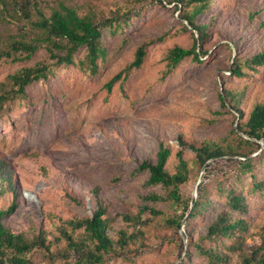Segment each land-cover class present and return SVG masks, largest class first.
I'll list each match as a JSON object with an SVG mask.
<instances>
[{
    "label": "rangeland",
    "instance_id": "1",
    "mask_svg": "<svg viewBox=\"0 0 264 264\" xmlns=\"http://www.w3.org/2000/svg\"><path fill=\"white\" fill-rule=\"evenodd\" d=\"M65 1L98 22L118 19L121 26L104 41L108 56L97 75L77 65L57 66L45 48L30 61L0 67V84L38 62L54 70L48 80L31 85L27 95L11 100L0 111V209L8 208L14 197L19 202L5 223L29 239L45 231L52 243L51 253L35 249L28 254L34 264H76V255L60 231L68 230L76 240L86 238L84 229L73 231L69 222L92 216L97 197L108 206L111 237L116 239L120 228L130 234L135 221L128 222L124 216H137L141 198L161 192L160 187L148 184V171H139L143 161L156 160L161 139L175 149L181 148L183 137L189 144H218L235 154L252 151L253 173L264 179V139L256 141L241 132L238 114L220 100L224 87L234 89L245 114L264 101V65L242 78L230 72L237 57L250 60L264 50V0H216L198 17V24L209 26L205 40L198 43V51L205 52L202 63L188 59L171 72L166 61L170 50L190 48L199 38L182 18L181 6L151 0ZM39 3L50 13L55 0ZM22 25L0 7V50L6 49ZM144 44H148L144 65L125 72ZM85 53L83 49L77 56ZM120 72H124L122 79L108 89L107 84ZM241 121L245 123L246 118ZM240 137L257 144L241 148ZM185 156L189 175L181 196L188 201L197 199L199 182L198 187L204 184L211 190L219 182L229 183L230 168L244 160L229 155L209 161L210 170H204L190 148ZM175 167L173 159L168 169L173 172ZM244 180L250 188L251 178ZM252 198L255 201L246 217L252 225L241 248L230 253V264L264 253V196ZM155 206L159 215L144 213L138 239L120 255H110L108 264H179L186 259L189 240L184 226L178 229L170 223L182 207L169 200ZM217 208L206 214L211 216ZM204 217L190 221L196 238L205 226Z\"/></svg>",
    "mask_w": 264,
    "mask_h": 264
},
{
    "label": "trees",
    "instance_id": "2",
    "mask_svg": "<svg viewBox=\"0 0 264 264\" xmlns=\"http://www.w3.org/2000/svg\"><path fill=\"white\" fill-rule=\"evenodd\" d=\"M151 1L160 4L176 3L181 6L182 18L199 35L192 47L175 46L170 50L166 57L169 72L188 59L194 63H202L205 52L198 51L200 49L198 43H203L205 40L209 26L198 24V17L211 9L216 0ZM0 7L6 16L23 24L20 32L12 37L6 49L0 50V67L8 62L20 64L30 61L41 48H45L49 59L55 61L57 66L77 65L90 75H97L101 62H104L108 56V48L104 41L109 33L116 35L121 26L118 19L98 22L89 14H81L65 0H55L50 13L45 12L39 0H0ZM261 24L264 25V21ZM147 45L144 44L137 49L134 62L127 67L125 72L144 65ZM83 49L86 51L85 56L78 57L77 55ZM261 65H264V50L253 55L250 60L237 57L232 63L230 72L234 78H242L247 73L258 72V67ZM53 74V66L45 62L25 66L20 71L10 74L7 82L0 84V111L11 100L27 95V89L31 85L41 80H48ZM123 75L124 72L117 74L107 84L108 89H112ZM222 94L220 95L222 105L227 107L228 103L240 118L237 128L247 134L250 139L256 141L264 139V101L255 103L245 114L240 106L239 92L224 87ZM245 118V123H242L241 120ZM240 140L241 148L245 145L252 147L253 143H256L241 137ZM179 144L181 148L175 149L169 141L161 139L156 160H145L140 164L139 171L149 173L148 184L160 187L161 192L143 196L137 216H124L128 222L135 221L130 234L120 228L117 231L118 237L116 239L111 237L109 209L98 197V202L93 204L92 216L81 221L69 222L73 231L84 229L86 238L76 240L68 230L61 228V238L65 239L68 248L74 251L76 264H108L110 255L113 253L120 255L129 248L131 242L138 239L141 233L139 229L142 225V215L147 212L152 217L159 215L155 205L168 200L182 207V213L170 220V223L178 229L183 226V220L188 214L184 232L189 240V252L186 254V259L179 264H186L187 261L194 263L199 260L203 264H230V253L241 248L245 233L252 225L246 218L255 201L252 197L258 194L261 198L264 196V179L259 180L253 173L256 164L250 158L252 151L235 154L232 148L226 149L218 144H189L183 137H180ZM257 146L259 147V144ZM187 148L195 153L199 165L209 167V170L211 160H220L229 155H239L244 157V160L236 161V164L230 168L229 183L219 182L213 190L208 189L204 184L200 185L197 199L188 201L181 196V186L188 181L189 175V163L185 156ZM255 150L257 149L254 148L253 151ZM173 159L176 160V167L171 172L168 165ZM244 177L251 178L250 188ZM218 199L220 203L217 204ZM216 207H219L218 210L211 216L206 214L208 210ZM18 208V198L14 197L8 208L0 209V264H34L28 258V254L35 249L51 253L52 243L48 240L45 231L29 239L24 232H14L7 226L5 220ZM203 217L206 223L196 238L190 228V221L203 219ZM237 264H264V253L260 258L254 255L251 258L245 257L243 262Z\"/></svg>",
    "mask_w": 264,
    "mask_h": 264
},
{
    "label": "water",
    "instance_id": "3",
    "mask_svg": "<svg viewBox=\"0 0 264 264\" xmlns=\"http://www.w3.org/2000/svg\"><path fill=\"white\" fill-rule=\"evenodd\" d=\"M206 169V166L204 167V170ZM201 181V180H200ZM200 183V182H199ZM199 183L197 184V186H196V191H197V189H198V185H199ZM192 206H193V204H192ZM186 221H187V217L183 220V226H185V224H186Z\"/></svg>",
    "mask_w": 264,
    "mask_h": 264
}]
</instances>
